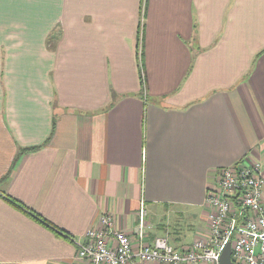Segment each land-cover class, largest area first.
I'll use <instances>...</instances> for the list:
<instances>
[{"label":"crops","instance_id":"1","mask_svg":"<svg viewBox=\"0 0 264 264\" xmlns=\"http://www.w3.org/2000/svg\"><path fill=\"white\" fill-rule=\"evenodd\" d=\"M245 158L264 175V0H0V264H86L103 214L136 245L141 202L145 242L189 248Z\"/></svg>","mask_w":264,"mask_h":264},{"label":"built area","instance_id":"2","mask_svg":"<svg viewBox=\"0 0 264 264\" xmlns=\"http://www.w3.org/2000/svg\"><path fill=\"white\" fill-rule=\"evenodd\" d=\"M214 184L206 191L211 210L207 236L191 247L178 250L166 237L145 242L152 225L143 202L133 230H116L111 214H103L97 228L78 242L76 259L86 264H219L227 244L239 264H264V175L261 165L250 159L215 171Z\"/></svg>","mask_w":264,"mask_h":264},{"label":"trees","instance_id":"3","mask_svg":"<svg viewBox=\"0 0 264 264\" xmlns=\"http://www.w3.org/2000/svg\"><path fill=\"white\" fill-rule=\"evenodd\" d=\"M39 147H32V148H27L23 149V152H28V151H33L36 150ZM6 200H8L11 204H13L15 207H17L19 210L23 211L26 214L31 215L34 217L37 221L41 222L43 225L46 227L50 228L51 230L55 231L56 233L60 234L63 236V238L68 239L69 241H73L72 237L64 233L62 230L57 229L56 227L52 226L49 222L44 220L43 218L40 217V215L34 211L33 209H30L26 207L25 205L21 204L20 202L16 201L15 199L8 197V196H3Z\"/></svg>","mask_w":264,"mask_h":264},{"label":"water","instance_id":"4","mask_svg":"<svg viewBox=\"0 0 264 264\" xmlns=\"http://www.w3.org/2000/svg\"><path fill=\"white\" fill-rule=\"evenodd\" d=\"M231 247L230 244H227V246L225 247L221 258H220V262L219 264H235L232 260H231Z\"/></svg>","mask_w":264,"mask_h":264},{"label":"bare ground","instance_id":"5","mask_svg":"<svg viewBox=\"0 0 264 264\" xmlns=\"http://www.w3.org/2000/svg\"><path fill=\"white\" fill-rule=\"evenodd\" d=\"M230 247H231V245H230ZM224 251V250H223ZM231 251H232V249H231ZM223 253V252H222ZM222 255V254H221ZM221 258V257H220ZM231 260L235 263V264H239V263H236L235 261H234V259H233V257H232V254H231ZM220 262V261H219Z\"/></svg>","mask_w":264,"mask_h":264}]
</instances>
